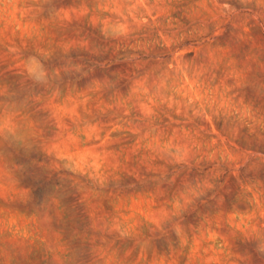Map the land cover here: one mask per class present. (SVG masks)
Segmentation results:
<instances>
[{
	"label": "rangeland",
	"instance_id": "rangeland-1",
	"mask_svg": "<svg viewBox=\"0 0 264 264\" xmlns=\"http://www.w3.org/2000/svg\"><path fill=\"white\" fill-rule=\"evenodd\" d=\"M0 264H264V0H0Z\"/></svg>",
	"mask_w": 264,
	"mask_h": 264
}]
</instances>
